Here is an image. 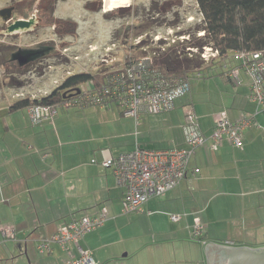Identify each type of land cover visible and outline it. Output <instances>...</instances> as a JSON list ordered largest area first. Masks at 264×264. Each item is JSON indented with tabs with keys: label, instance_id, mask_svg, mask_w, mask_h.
<instances>
[{
	"label": "crops",
	"instance_id": "obj_1",
	"mask_svg": "<svg viewBox=\"0 0 264 264\" xmlns=\"http://www.w3.org/2000/svg\"><path fill=\"white\" fill-rule=\"evenodd\" d=\"M98 70L94 65V71ZM207 70V76L197 79V91L193 93L190 85L189 94L177 99L174 109L159 114L141 112L137 122L122 114L118 103L86 107L82 138L73 137V129L66 126V117L60 113L39 124L29 121L25 109L20 110L23 115L19 111L5 115L3 122L11 125L3 124L0 133V242L13 241L19 255L20 251L26 254L30 264H64L68 254L56 244L51 253L41 258L34 257L30 246L36 249L37 241L52 237L64 221L92 216L104 208L107 218L98 229L108 224L95 234L98 243L88 237L90 234L83 238L87 247L81 242L91 252L95 264H103L114 258L111 255L118 254L114 243H103L104 232L118 231L123 220L127 227L135 226L132 215L142 222L144 217L151 222L164 220L168 231L162 242L171 236L173 239H168L175 255L181 256L180 251L188 246L197 255L188 259L184 253V264H218L221 246H246L237 245L232 239L220 241L211 237V232L215 234L216 203L221 196H225L221 201L224 203L229 195L230 202L235 193L245 198L264 192V111L256 114L255 124L244 129L241 148L227 141L216 150L210 144L197 148L187 176L174 189L149 199L140 213H121L123 187L116 183L112 169L101 165L102 160L130 151L136 145L147 149L185 147L182 125L191 110L206 136L212 132L218 113L224 112L236 121L254 112V103L247 100L249 81L244 73L240 74V85L235 86L223 77L222 68ZM6 108H2L3 113ZM255 184L257 192L253 189ZM177 213L185 215L174 222L169 215ZM194 215L203 221L206 233L202 239L191 238L186 246ZM5 227L13 228L15 238H3L1 230ZM11 246L0 243V247L7 248L0 250V264L9 259L7 250ZM106 248L109 251L96 261L92 251Z\"/></svg>",
	"mask_w": 264,
	"mask_h": 264
},
{
	"label": "rangeland",
	"instance_id": "obj_2",
	"mask_svg": "<svg viewBox=\"0 0 264 264\" xmlns=\"http://www.w3.org/2000/svg\"><path fill=\"white\" fill-rule=\"evenodd\" d=\"M11 1L0 0L1 11L8 8ZM86 1L88 0H56L54 16L74 20L78 25L76 36L62 37L55 34L54 27L48 26V17L46 15L41 16L40 13H36L28 20H23L21 22L23 24H19L18 17H14L9 22H7L8 19H0V56L5 58V60L0 58V63H3V66L0 65V133L4 130L2 128L3 124L11 125L9 122H3L7 113L6 111L3 113L2 108L23 97L37 98L49 93L56 86L54 81L59 80L61 82L66 76L65 70L69 67L73 74L79 72L95 73L94 65L98 63L99 58L98 60L93 58L96 52L90 53V56L87 57L86 47L90 42L94 46H99L98 44H108L110 39L113 38L112 41L117 43L119 41V46L125 52L131 49L136 56L152 54L150 56L157 66L163 65L161 62H163L165 56L175 54L174 50L176 49L178 52H186L188 56H191L189 54L191 53L200 57L198 52L202 48L200 50L197 48L189 50L185 47L191 46L197 43L200 38H203V31L198 29L199 26L203 25V16L199 10L197 0H104L105 12H112L130 5V12L111 20L105 19L100 11H86L84 9ZM95 1L98 4L100 3V0ZM165 1H172L171 6L166 7L167 9L161 7ZM33 18L34 20H32ZM156 35L160 36L158 41L155 39ZM42 43L52 44L56 51L45 57L37 58L35 62L24 69L18 68L15 62V64L7 63L8 59L4 57V53L9 47L15 50L13 53H16L20 49L29 51V49H33ZM64 46L70 47L68 53L79 55V60L74 61L73 58L70 60L67 52L62 54L61 49ZM102 52H105V50ZM112 52L114 53V51ZM22 54L28 55L26 51H23ZM121 55L122 53L119 52L117 56L121 57ZM231 55V52H228L227 57L224 56L223 58L221 56V58H218L219 60H216L215 65L220 67L223 63H233ZM211 58L209 57L208 60L201 58L203 61L202 70L198 71L200 77L207 76L208 70L203 69V67L207 65L206 62L210 61ZM193 71L195 70L189 71V77L194 93L197 91L196 84L199 77L196 76L197 74L191 73ZM85 108L79 106H71L68 109L58 107L56 112L57 115L60 113L64 115L63 117H66V126L73 129V137L76 139L84 136L82 126L85 123ZM18 114L23 115L24 113L19 110ZM253 189L257 192L258 186L255 184ZM259 192L248 193L250 195L245 198H242V194L235 193L230 202L229 195L224 203L221 201L225 196H221L219 202L216 203L218 206L215 213L217 224L213 226V228L215 227V234L211 232V237L220 239V241L232 239L233 243L237 245H246L251 248L264 245V192ZM129 215L131 214L126 216ZM132 216L135 226L127 227L125 224L128 223L123 220L120 222L118 231L108 230L104 232L105 240L103 243H114L118 248V254L111 255L110 257L114 258L107 262L104 261L103 264H184V253H187L188 259L197 257L191 249L188 250L189 240H192L190 232L189 239L185 238V244L188 247L183 248V250L180 248L181 256H178L175 255L173 245L169 240L173 239L171 236H168L169 239L167 237L162 242V239L166 237L164 236L165 232L168 231V225L164 220L152 221V223L144 217L142 222L141 218H136L135 215ZM168 220L170 219L168 218ZM107 224L103 228L98 229L99 227H97L91 230L87 233L90 234L88 237L98 243L95 234L105 230ZM81 242L83 243V239ZM81 242L83 248L87 247L83 243L84 247ZM0 243L12 245L7 250L9 259L4 260L3 264H21L22 262L30 264L26 254L20 251L21 254L19 255V249L13 241H2ZM2 249L7 248L0 247V250ZM30 249H33L35 258H41V256L47 254V252L41 254L37 248L34 249L31 246ZM108 251L109 248L96 249L92 251V255L97 261L100 256L103 257ZM11 252L14 253L11 254ZM124 253L126 255L123 256Z\"/></svg>",
	"mask_w": 264,
	"mask_h": 264
},
{
	"label": "built area",
	"instance_id": "obj_3",
	"mask_svg": "<svg viewBox=\"0 0 264 264\" xmlns=\"http://www.w3.org/2000/svg\"><path fill=\"white\" fill-rule=\"evenodd\" d=\"M104 4L103 0V12ZM155 39L158 41L160 36L156 35ZM231 54L234 63H223L221 66L224 70L223 75L235 86L241 83V72L246 75L249 81L247 100L254 103V112L236 121H231L224 112L218 113L212 132L206 136L200 131L197 116L191 110L186 113L182 125L186 147L153 150L136 145L130 151L102 160L101 165L111 168L116 183L123 187L121 213L143 212V205L149 199L175 188L186 176L190 159L197 147L209 142L211 148L216 149L223 140L235 147H242L243 130L255 124L256 114L264 110V50L233 51ZM200 55L204 60H208L209 57L219 58L218 50L210 46H203ZM105 80V84L99 89H92L87 84L81 86L80 91H72L71 99L61 103V107L106 106L115 102L122 106L125 116L137 119L140 111L154 114L171 110L174 100L189 90V83L186 80L172 78L162 73L148 54L128 56L125 68L106 74ZM57 108L58 106L50 105L29 106L30 122L41 123L46 117L56 115ZM182 215L170 214L169 218L176 222ZM106 218V209L103 208L95 215H84L65 221L58 226L52 237L44 238L37 243V250L40 253L52 252L51 244L54 243L69 253V259L65 264H95L89 250L81 247L79 243L87 232L100 227ZM1 232L5 239L15 238L13 228L5 227ZM204 233L205 224L194 215L190 236L199 239ZM74 245L76 255L71 253V246Z\"/></svg>",
	"mask_w": 264,
	"mask_h": 264
},
{
	"label": "trees",
	"instance_id": "obj_4",
	"mask_svg": "<svg viewBox=\"0 0 264 264\" xmlns=\"http://www.w3.org/2000/svg\"><path fill=\"white\" fill-rule=\"evenodd\" d=\"M171 2L172 1H165L161 7L164 9H167L168 7L171 6L172 4ZM197 3L199 6V10L203 16V25L198 27V29L203 31V38H200L197 43L192 44L191 46H185L187 47V49L197 48L198 50H200L202 48L198 52L200 55L203 50V46H210L218 50L219 58H221V56L224 58V56H227L228 52H233V51L264 50V0H197ZM55 4H56V0H18V1L12 0L11 4L8 5V8L11 9L10 16L8 18L0 16L1 17L0 19L1 20L10 19L9 21H11L14 17H18L19 19L17 20L23 21V20H28L29 18L35 16L36 13H40L41 16L46 15L48 17V23H49L48 26L50 25L54 27L55 34L62 36V37L76 36L77 28H78L77 23L71 19H62V18L55 17L53 14ZM84 9L88 12H99L100 11L103 13V16L105 17V19L111 20L117 16L122 17L126 15L128 12H130V5H128V7L118 8L112 12H103V0H100L99 4L95 0H88L84 3ZM32 20H34V18ZM112 40L114 39L111 38L108 44L99 45L98 46L99 49L96 45L94 46L93 44H91V42L88 43L86 47L87 57L90 56V53L96 52L93 58H97V60L99 58L98 63L97 64L95 63V65L99 69L98 70L99 72H95V73L79 72V73L73 74L71 73L70 67H69V69L65 70L66 76L62 79L61 82H59V80L54 81L56 86L49 93L41 95L37 98L23 97L22 99L14 101L13 103L7 106L6 113L11 114L19 110L25 109L27 117L29 119L28 107L31 105H48V106L50 105V106L61 107V103L71 99L70 98L71 92L77 91V90L80 91L81 86L88 84V86L92 89H99L100 87H102L106 81L105 80L106 74L109 75L116 70L122 71L125 68V63L127 62L128 56L136 57L135 52H132L131 49L129 51L125 49L126 50L125 52L124 49L119 46V43L112 41ZM132 45H136V44H132ZM100 49L101 51L105 50L104 55L101 53ZM13 51L15 50L9 47L4 53L5 55L4 57L8 59L7 63L15 62L18 68L20 67L21 69H24L27 66H29L31 63L35 62L37 58L45 57L51 53H54L56 50L54 49V46L52 44L42 43L33 49H29V51L25 49H20L16 53H13ZM23 51H26L28 53V60L22 64V63H19L14 57L18 53H23ZM69 51H70L69 46H64L61 49L62 54H65V52H67V55L69 56L70 60L71 58H73L74 61L79 60L80 58L79 55H74V53H68ZM112 51H114L115 54ZM119 52L122 53L121 57L117 56ZM174 52L175 54L173 55L167 54L165 58L163 59V62H161L165 67L163 65L157 66L155 64L156 67H159L160 71L164 74H167V76L172 77V78H177L179 80L184 79L189 83V90L186 93H184L182 96H179L174 100V106L172 109H174L175 102L177 99L184 97L190 92V77H189L190 73L189 71L195 70L191 73L197 74L196 76L199 77L198 71L202 70L201 66L203 63L202 61L203 58L201 57V55L200 57L202 59L198 56H194L191 53H189L191 56H188L186 55V52L184 51H179L181 53L180 54L177 49L174 50ZM110 53L112 54L110 55ZM179 56H183V57H179ZM1 59L5 60V58H1ZM217 59H218L217 57L211 58L210 61L206 62L207 65H205L203 69L215 67L216 66L215 63ZM0 65L3 66V63H0ZM221 66L220 68H222ZM223 71L221 73L222 75H223ZM223 77L226 78L224 75ZM113 103L111 102L107 104L106 106L109 107ZM89 106H93V105H85L84 107H89ZM94 106H99V105H94ZM102 106H105V105H102ZM120 107L122 106L120 105ZM141 112H144V111L139 112L137 119L134 118L135 122L138 121ZM164 112H168V111H164ZM164 112L162 111L160 113H164ZM259 112H262V111H259ZM122 114H123V108H122ZM147 114H150V113H147ZM154 114H159V113H154ZM54 116H48L44 120L51 119ZM223 141H226V140H223ZM208 144L210 143L207 142L204 145H208ZM220 144L218 145V147L220 146ZM186 146L187 145H185V147ZM218 147L216 149H218ZM196 149L194 150V152L196 151ZM153 150H163V149H153ZM188 171H189V166H188ZM76 218H79V217H76ZM205 233H206V228H205ZM192 239L194 240V238ZM199 239H202V237H200ZM40 240H38L37 243ZM53 244H51V248ZM75 246L76 245L71 246V251L73 250L72 254L74 255H76V252H77ZM61 250L65 254L69 255L67 250L65 251L63 249ZM47 253H51V252H47ZM68 259L69 257L67 256L65 263Z\"/></svg>",
	"mask_w": 264,
	"mask_h": 264
},
{
	"label": "water",
	"instance_id": "obj_5",
	"mask_svg": "<svg viewBox=\"0 0 264 264\" xmlns=\"http://www.w3.org/2000/svg\"><path fill=\"white\" fill-rule=\"evenodd\" d=\"M4 11V12H3ZM11 9L0 10L1 17L8 18ZM22 21L19 22V24ZM19 63H25L28 55L18 53L14 57ZM218 264H264V246L251 248L248 246H221Z\"/></svg>",
	"mask_w": 264,
	"mask_h": 264
},
{
	"label": "flooded vegetation",
	"instance_id": "obj_6",
	"mask_svg": "<svg viewBox=\"0 0 264 264\" xmlns=\"http://www.w3.org/2000/svg\"><path fill=\"white\" fill-rule=\"evenodd\" d=\"M4 9H6V8H4ZM1 10V9H0ZM4 12V11H3Z\"/></svg>",
	"mask_w": 264,
	"mask_h": 264
}]
</instances>
